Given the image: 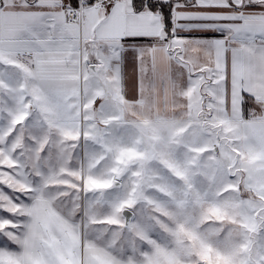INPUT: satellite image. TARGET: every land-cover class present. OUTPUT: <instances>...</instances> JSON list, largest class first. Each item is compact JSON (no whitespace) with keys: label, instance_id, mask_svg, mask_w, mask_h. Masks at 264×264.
I'll use <instances>...</instances> for the list:
<instances>
[{"label":"snow or ice","instance_id":"snow-or-ice-1","mask_svg":"<svg viewBox=\"0 0 264 264\" xmlns=\"http://www.w3.org/2000/svg\"><path fill=\"white\" fill-rule=\"evenodd\" d=\"M0 264H264V0H0Z\"/></svg>","mask_w":264,"mask_h":264},{"label":"crops","instance_id":"crops-1","mask_svg":"<svg viewBox=\"0 0 264 264\" xmlns=\"http://www.w3.org/2000/svg\"><path fill=\"white\" fill-rule=\"evenodd\" d=\"M128 72L130 77L134 75V68L131 65L128 68Z\"/></svg>","mask_w":264,"mask_h":264}]
</instances>
